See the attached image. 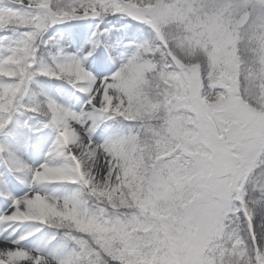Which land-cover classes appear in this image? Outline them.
I'll list each match as a JSON object with an SVG mask.
<instances>
[{
	"label": "snow or ice",
	"instance_id": "obj_1",
	"mask_svg": "<svg viewBox=\"0 0 264 264\" xmlns=\"http://www.w3.org/2000/svg\"><path fill=\"white\" fill-rule=\"evenodd\" d=\"M0 264H264V0H0Z\"/></svg>",
	"mask_w": 264,
	"mask_h": 264
}]
</instances>
